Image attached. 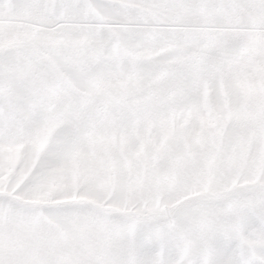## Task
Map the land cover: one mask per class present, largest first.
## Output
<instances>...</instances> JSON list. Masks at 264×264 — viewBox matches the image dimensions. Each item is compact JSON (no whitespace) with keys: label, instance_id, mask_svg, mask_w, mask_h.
Instances as JSON below:
<instances>
[{"label":"snow or ice","instance_id":"6c2138e0","mask_svg":"<svg viewBox=\"0 0 264 264\" xmlns=\"http://www.w3.org/2000/svg\"><path fill=\"white\" fill-rule=\"evenodd\" d=\"M0 264H264V0H0Z\"/></svg>","mask_w":264,"mask_h":264}]
</instances>
